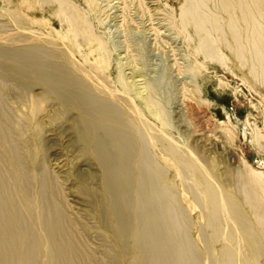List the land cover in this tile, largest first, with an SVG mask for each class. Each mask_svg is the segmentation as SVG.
Segmentation results:
<instances>
[{
    "label": "bare ground",
    "instance_id": "obj_1",
    "mask_svg": "<svg viewBox=\"0 0 264 264\" xmlns=\"http://www.w3.org/2000/svg\"><path fill=\"white\" fill-rule=\"evenodd\" d=\"M84 1L0 0V264H264V173L246 162L220 172L176 137L155 85L142 80L144 52L126 57L123 74L98 1ZM31 10L58 20V38ZM168 17L192 73L214 65L237 76L236 63L264 101V0H182ZM64 118L69 152L98 169L73 170L92 223L68 203L70 174L62 180L46 162L44 130ZM252 136L264 156V134Z\"/></svg>",
    "mask_w": 264,
    "mask_h": 264
},
{
    "label": "rangeland",
    "instance_id": "obj_2",
    "mask_svg": "<svg viewBox=\"0 0 264 264\" xmlns=\"http://www.w3.org/2000/svg\"><path fill=\"white\" fill-rule=\"evenodd\" d=\"M97 1V8L101 14L96 16V19L100 21V29L109 41L113 56L123 58L122 73L131 74V66L126 63L130 55L135 56L139 51L144 52L142 58L138 56L137 61H141L136 65L146 73L141 79L155 85L158 101L168 110L170 118L168 123L172 133L191 147L200 158L209 162L208 164H217L220 172L228 167L237 168L242 162H246L252 169L264 173V156L252 143V129L257 128L264 134L263 98L253 89L249 90L248 85L241 79L243 72L235 62V64L230 63V66L237 76L232 73L224 74L214 65L207 66V76H196L190 71L193 59L182 37L172 29L168 19V12L173 11L176 16L182 0H143L144 11L138 6V0ZM76 2H80L82 7L86 5L84 0H76ZM125 2L130 5L129 18L132 20L129 21L123 20L124 14H127L124 10ZM26 13L36 19L48 20L49 31L58 38L56 33L61 27L58 20L50 13L38 10ZM228 56L231 57L229 54ZM49 60L63 63L61 59L49 58ZM117 72L114 64L107 72L109 80H115ZM221 80L230 83L233 87H239L237 91L240 93L236 95L232 88L221 91L218 85ZM194 86L196 91L193 95L191 90ZM35 89V94L41 92L39 87ZM189 105L194 108L195 113H191L193 111L190 110ZM73 116L75 115L71 113L69 118ZM67 120L64 118L55 125L45 128L44 131L47 133L43 139L46 140V149H49L48 152L46 151V162L59 172L60 176L62 175V180L67 173L70 174L71 178L65 184L68 203L73 213L87 212V221L92 223L90 205L85 203L84 196L78 190L80 180L73 170L97 173L98 169L94 163L85 166L82 159L77 158V153L69 152L73 134L70 130L71 124ZM73 158L77 160L74 168H71L68 166V161ZM99 231L98 228H94L93 233ZM96 240H92L94 247L101 250V243Z\"/></svg>",
    "mask_w": 264,
    "mask_h": 264
}]
</instances>
